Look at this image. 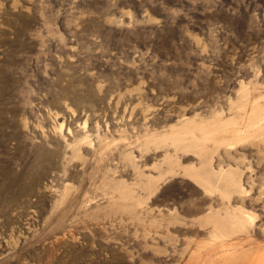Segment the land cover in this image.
Segmentation results:
<instances>
[{
  "label": "rangeland",
  "instance_id": "obj_1",
  "mask_svg": "<svg viewBox=\"0 0 264 264\" xmlns=\"http://www.w3.org/2000/svg\"><path fill=\"white\" fill-rule=\"evenodd\" d=\"M0 264H264V0H0Z\"/></svg>",
  "mask_w": 264,
  "mask_h": 264
}]
</instances>
